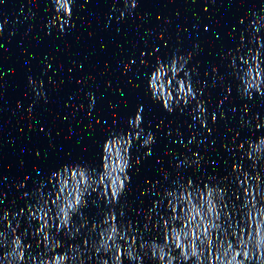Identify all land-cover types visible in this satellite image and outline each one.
<instances>
[{
    "label": "water",
    "instance_id": "water-1",
    "mask_svg": "<svg viewBox=\"0 0 264 264\" xmlns=\"http://www.w3.org/2000/svg\"><path fill=\"white\" fill-rule=\"evenodd\" d=\"M0 264H264V0H0Z\"/></svg>",
    "mask_w": 264,
    "mask_h": 264
}]
</instances>
